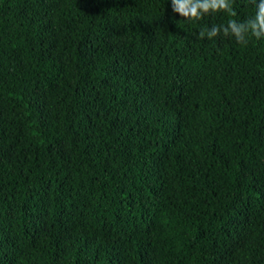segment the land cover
Here are the masks:
<instances>
[{"label":"trees","instance_id":"1","mask_svg":"<svg viewBox=\"0 0 264 264\" xmlns=\"http://www.w3.org/2000/svg\"><path fill=\"white\" fill-rule=\"evenodd\" d=\"M171 0H0V264H264V39Z\"/></svg>","mask_w":264,"mask_h":264},{"label":"clouds","instance_id":"2","mask_svg":"<svg viewBox=\"0 0 264 264\" xmlns=\"http://www.w3.org/2000/svg\"><path fill=\"white\" fill-rule=\"evenodd\" d=\"M255 6V13L245 20L229 19L223 26L213 25L202 28L199 38L213 40L218 37L232 38L242 46H247L251 39H264V0H250ZM172 10L183 20L200 22L206 16L226 13L231 17L237 15L233 0H171Z\"/></svg>","mask_w":264,"mask_h":264}]
</instances>
